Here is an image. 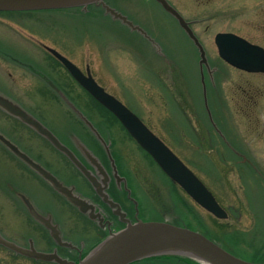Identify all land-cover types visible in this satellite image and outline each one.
<instances>
[{"label":"rangeland","instance_id":"374dc122","mask_svg":"<svg viewBox=\"0 0 264 264\" xmlns=\"http://www.w3.org/2000/svg\"><path fill=\"white\" fill-rule=\"evenodd\" d=\"M168 1L191 22L205 49L208 65L203 77L196 48L156 0H108L143 27L153 41L104 11H0V44L36 63L30 69L0 59V93L63 141L68 139L64 129L71 128L78 134L70 132V140L71 135L81 137L97 149L81 124L84 121L69 111L63 98L64 94L73 101L68 92L109 143L130 189L125 193L116 190L113 198L124 203L135 220L174 222L206 233L240 258L259 261L264 257V72H245L222 60L214 36L230 31L264 47V0ZM45 46L83 70L88 66L98 84L132 110L217 196L228 218H217L192 200L119 121L96 107ZM35 73H44L56 84L51 80L38 83ZM202 84L211 118L203 108ZM0 133L64 184L74 185L77 193L98 203L92 186L61 152L2 108ZM23 196L40 213L52 216L64 239L84 241L87 248L80 258L109 233V228L79 213L0 141V234L25 244V225L31 239L45 247L47 230L30 214ZM124 226L110 228L117 231ZM0 264L44 263L15 255L0 245Z\"/></svg>","mask_w":264,"mask_h":264},{"label":"water","instance_id":"95a60500","mask_svg":"<svg viewBox=\"0 0 264 264\" xmlns=\"http://www.w3.org/2000/svg\"><path fill=\"white\" fill-rule=\"evenodd\" d=\"M156 1L177 20L179 26L197 47L199 51V66L203 77L202 68L203 65H208L207 57L202 43L190 25V21L186 20L168 0ZM90 4L101 5L104 8V12L110 14L113 19H120L131 29L139 31L153 41L140 25L134 24L126 15L110 6L106 0H0V11H32L74 7H81L86 10ZM214 42L219 56L230 65L248 72H264V48L262 46L251 43L232 32H217L214 36ZM47 49L67 68L71 76L86 91L116 116L129 134L155 160L166 175L177 183L197 204L218 218H226L228 216L226 210L219 204L214 194L202 180L133 111L98 84L89 68L86 69V72H83L75 63L56 49L51 47H47ZM63 98L102 143L110 160L113 176L117 184L119 185L123 181L126 187V179L117 172L109 143L105 141L92 122L64 94ZM0 108L33 128L49 140L55 148L63 152L91 183L103 202L112 209V212L121 221L126 223L121 229L112 231L110 222L105 220L104 214L97 209L95 203L77 193L74 185L64 184L54 174L22 151L14 142L0 133V141L14 155L44 178L57 192L77 207L80 212L95 220L100 226L104 227L108 223L109 228L108 235L98 242L86 255L79 258L77 262L68 260L56 252L36 250L32 244L29 248L22 247L0 234L1 245L34 259L55 261L59 264H129L143 258L158 255L186 256L201 264H264V261L254 262L240 258L226 250L219 243L208 238L202 232L186 226L159 220L144 221L137 219L135 222H131L126 217V212L121 209V205L114 201L106 192L110 175L98 157L86 145L76 139L77 147L92 165L93 170L88 168L74 151L62 143L38 118L1 93ZM24 202L33 218L46 227L57 244L70 248L75 247L72 242L62 238L58 224L53 222L50 214L44 215L40 213L27 197H24Z\"/></svg>","mask_w":264,"mask_h":264},{"label":"flooded vegetation","instance_id":"af4514ba","mask_svg":"<svg viewBox=\"0 0 264 264\" xmlns=\"http://www.w3.org/2000/svg\"><path fill=\"white\" fill-rule=\"evenodd\" d=\"M0 59H2L4 61H7L9 63H12L14 65L27 66L30 69H31V67L36 66V63L32 59H30L28 56H24L21 53H15V51L12 50L8 45H3V44H0ZM204 71H205V68L203 67V72ZM36 75L39 76V78L37 79L38 83L42 82L43 84H47V81H46V79L44 77V73H41V75L40 74H36ZM204 75H206V74H204ZM206 84H207V81H206ZM202 99H203V108L205 109V111H207V106L209 108L207 92H205V95H204V91H202ZM206 104H207V106H206ZM69 111L71 112V114H73L75 116V118L78 121H80L76 114H74L70 109H69ZM81 111L83 112L82 109H81ZM209 112L211 113L210 108H209ZM210 123H211V125L214 126V124L211 121H210ZM81 124H83V123H81ZM84 128H85V125H84ZM85 130L88 131L87 128H85ZM73 131L75 132V134L77 133V131L71 130V128H65L63 133L66 135V137H68V139L66 141H63L61 139V141L64 142V144H66L70 149H72L88 167L92 168L91 166L88 165L86 160L82 157L80 152L76 149V146H75L76 143L74 142V141H76V137L73 138V135H71L72 138L70 140V137H69L70 136V132H73ZM58 138H59V136H58ZM79 138L81 139V137H79ZM97 156L100 159V161L102 162V164L104 165V167L107 169V171L112 176V172H111L109 166H107L104 163V161L101 159V157L99 155H97ZM119 174L121 175L120 171H119ZM122 177H125V176H122ZM112 182H114V184H115V186L117 188L116 189L117 191L122 192V193L126 192L123 181H121V183L118 185L116 180L114 179V177H111V179L109 181V186L111 185ZM126 182H127V180H126ZM97 204L99 205L98 209L100 208L101 211L103 212L105 220H108L110 222L111 228H116V226L120 225L121 223H124V225H125V222L120 221L119 217L117 215H114L112 213V210L110 208L109 209L107 208L108 206L106 204L105 205L107 207L104 206L103 204H101L100 202H98ZM120 204H121L122 209L126 212V217H128L131 221H135V219H134L135 216H134V214H131L132 213L131 210L129 208H127L126 206H123L124 203H120ZM44 215H46V214H44ZM39 225H41V224H39ZM107 225H108V223L105 225V227H104L105 229L108 228ZM43 230L46 231V228H44ZM46 232H47L46 234H48V231H46ZM22 233L24 235V238L27 239V242H25V244L24 243H18L20 246L25 247V248H29L30 245L32 244L36 250L44 251V252H56L60 256H62L64 258H67L68 260H72V261H77L78 258L81 255H83V253L85 252V250L87 248V246L85 245L83 240H78V241L75 240V241H73V239H70L72 241V243L75 245L74 248H70V247L59 245L50 237L49 234L47 235V239H46V246L47 247L46 246L45 247H39L38 244H36L35 240L31 239L30 231H28V228L26 229L25 225L22 228ZM63 238H64V236H63ZM10 251H12L15 255L24 257L26 259H31L29 256H26L24 254L17 253V252H15L13 250H10ZM39 261L43 262L44 264H58V263H56L54 261L37 260L36 262H39Z\"/></svg>","mask_w":264,"mask_h":264},{"label":"trees","instance_id":"16d2710c","mask_svg":"<svg viewBox=\"0 0 264 264\" xmlns=\"http://www.w3.org/2000/svg\"><path fill=\"white\" fill-rule=\"evenodd\" d=\"M76 9H80V8H76ZM88 10H95V12L96 11H103V9L101 8V7H98V6H95V5H90L89 7H88ZM80 11V13L81 12H83L82 10H79ZM48 80H51L54 84H56L55 83V81H53L52 79H49L48 78ZM50 81V82H51ZM68 96H69V98L70 99H72L73 101H75V99L73 98V97H71L70 95H69V93L68 92H65ZM93 99V101H94V103H95V105H96V107L97 108H100L103 112H105L104 113V115L106 116V117H108V116H110V117H112L114 120H117V118L110 112V111H108L105 107H103L99 102H97L94 98H92ZM76 105H77V102L75 101L74 102ZM78 107L80 106V105H77ZM81 107V106H80ZM118 121V120H117ZM99 123H101L100 121H99ZM86 128V127H85ZM108 129H110L109 127H108ZM88 130V129H87ZM87 132V134L89 135V137L96 143V146H97V149H95L94 147H92L90 144H89V142L88 141H86V143H87V145L90 147V148H92L93 150H94V152H96L100 157H101V159L104 161V163L107 165V163H108V160H107V156H106V154H105V152H104V150H103V148H102V146H101V144L99 143V141L96 139V137L93 135V133H91V131L90 130H88V131H86ZM116 186H115V184H114V182H112L111 183V185L109 186V188H108V192L110 193V195L113 197H115L116 198V195H115V193H116ZM90 196H92V194L90 195ZM93 197H94V194H93ZM95 198L98 200V202H100L101 204H103L104 206H106L104 203H102L101 202V200L97 197V195H95ZM118 198V197H117ZM107 207V206H106ZM108 208V207H107ZM109 209V208H108ZM204 233V232H203ZM204 234H206V233H204ZM209 238H211L210 236H208ZM211 239H213V238H211ZM222 245V244H221ZM224 248H226L227 250H229L226 246H224V245H222ZM230 252H231V250H229ZM33 260V259H32ZM33 261H37V260H33ZM142 261H154L156 264H201V263H199L198 261H196V260H194V259H191V258H189V257H184V256H178V255H164V256H157V257H152V258H149V259H145V260H142ZM142 261H140V262H142ZM259 261H264V257L263 258H261V260H259ZM137 263V262H136Z\"/></svg>","mask_w":264,"mask_h":264}]
</instances>
